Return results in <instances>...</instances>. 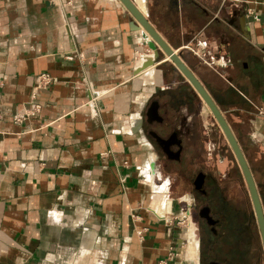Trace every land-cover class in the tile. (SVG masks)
Here are the masks:
<instances>
[{
  "label": "crops",
  "instance_id": "crops-1",
  "mask_svg": "<svg viewBox=\"0 0 264 264\" xmlns=\"http://www.w3.org/2000/svg\"><path fill=\"white\" fill-rule=\"evenodd\" d=\"M64 1L0 0V264H201L195 222L174 218L192 200L181 167L238 180L221 128L165 53L133 73L156 44L121 0ZM130 1L264 181V0Z\"/></svg>",
  "mask_w": 264,
  "mask_h": 264
},
{
  "label": "flooded vegetation",
  "instance_id": "flooded-vegetation-1",
  "mask_svg": "<svg viewBox=\"0 0 264 264\" xmlns=\"http://www.w3.org/2000/svg\"><path fill=\"white\" fill-rule=\"evenodd\" d=\"M158 106L163 112L162 117L164 118L161 119V121H165L166 123V126L161 128V130H164L166 133L167 130L171 128H166L168 127V123H170L168 119L167 105L164 101L162 103H158ZM156 134L161 137L167 135V133L162 135L161 132H156ZM153 135L155 138L156 135ZM177 138L179 139V143L177 142V145L182 148L184 145L182 135ZM177 138L170 137L169 141L172 140L176 143ZM155 140L158 141L157 138ZM167 141H158L157 143L155 142V144L165 150ZM177 145L174 144V147L177 148ZM190 173H192L190 177L191 179L189 176H186L184 181H186L185 185L192 197V213L190 216L196 224V236L198 237L200 243L201 264H229L232 261V257L228 250H224V247L219 244L222 235H225L227 232V221L219 215L222 211V207L220 206L216 193L219 192L220 195H222V193L216 189L218 187L216 176L206 172L204 166H198ZM199 173H204L202 178H200V176L197 177V174ZM226 181H231L230 176H228ZM223 226L224 231L221 229ZM251 263L252 262L248 261V264Z\"/></svg>",
  "mask_w": 264,
  "mask_h": 264
},
{
  "label": "rangeland",
  "instance_id": "rangeland-1",
  "mask_svg": "<svg viewBox=\"0 0 264 264\" xmlns=\"http://www.w3.org/2000/svg\"><path fill=\"white\" fill-rule=\"evenodd\" d=\"M201 114L203 115V119L207 121L212 120L210 112L203 110ZM181 168L184 175L190 173L188 171L190 170L189 166H183ZM216 173L218 175V173L221 172L217 171ZM238 175L239 179L235 181H222L220 179L222 178V174L220 177L217 176L219 179H217L218 187L216 189L222 193V195H220L219 192L216 193L220 206L222 207V211L219 215L227 221V232L225 235H222L219 244L224 247V250H228L231 255L232 261L229 264H248V261L252 262L251 264H264L261 242L247 188L241 173ZM175 182L174 188L178 189V184L182 182ZM185 188L187 189V187ZM260 198L262 200L261 196ZM263 202L264 201H262L264 210ZM189 212L191 215L192 205L189 206ZM190 219L194 222L191 216ZM221 229L224 231V226Z\"/></svg>",
  "mask_w": 264,
  "mask_h": 264
},
{
  "label": "water",
  "instance_id": "water-1",
  "mask_svg": "<svg viewBox=\"0 0 264 264\" xmlns=\"http://www.w3.org/2000/svg\"><path fill=\"white\" fill-rule=\"evenodd\" d=\"M121 2L125 5V7L136 17L138 22L144 29L148 32L150 37L155 42L156 46L153 45L152 42L148 41V45L151 48V53H140L139 58L140 62L135 64L133 67V73H137L138 71L142 70L146 66L152 64L154 61H157L160 59V55L162 53H165L169 59L176 65V67L181 71L183 75L189 80L191 85L194 87V89L197 91V93L200 95L202 100L208 105L212 115L214 116L216 122L218 123L219 127L221 128L234 156L237 161L238 167L241 171V174L244 179V183L247 188V192L249 195V199L252 206V211L254 215V219L256 222L259 239L261 242V248L263 251L264 256V214L262 210L261 201L257 192V188L255 185V182L253 180L252 174L249 170V167L242 155V152L239 149V146L231 133L229 127L227 126L224 118L216 108L215 104L207 94V92L204 90V88L200 85V83L197 81V79L193 76V74L185 67V65L182 63V61L179 59L178 55L175 54L159 37V35L149 26V24L144 20L141 13L138 11V9L135 7L134 4L130 0H121ZM133 25V24H132ZM134 28H137L138 25L134 24ZM149 55V56H148ZM152 58H149V57ZM200 174V173H199ZM197 174V177L200 176L202 178V174ZM196 177V178H197ZM192 221L190 219V225H192Z\"/></svg>",
  "mask_w": 264,
  "mask_h": 264
},
{
  "label": "built area",
  "instance_id": "built-area-1",
  "mask_svg": "<svg viewBox=\"0 0 264 264\" xmlns=\"http://www.w3.org/2000/svg\"><path fill=\"white\" fill-rule=\"evenodd\" d=\"M65 3L70 4V0H65ZM195 54L200 56V51L195 49ZM51 76L47 73H39L36 75L35 77V86L36 87H44L45 85H47L50 81H51ZM38 110V104L37 103H33L32 106L30 108H28V110L23 111L22 114L24 115H33L36 111ZM259 112H261L259 110ZM21 114V113H20ZM264 114V113H263ZM169 210V209H167ZM169 212V211H168ZM130 217L131 220L134 222L135 221V213L133 211L130 212ZM176 222L178 223L179 226L181 227H188L190 225V215H189V211L186 210H182L179 212V214L175 217ZM143 228H134V233L137 235V237L139 239L142 238V233H143ZM156 264H165V261L163 259H159Z\"/></svg>",
  "mask_w": 264,
  "mask_h": 264
},
{
  "label": "trees",
  "instance_id": "trees-1",
  "mask_svg": "<svg viewBox=\"0 0 264 264\" xmlns=\"http://www.w3.org/2000/svg\"><path fill=\"white\" fill-rule=\"evenodd\" d=\"M256 187L258 188V191L260 193V196L262 197V200L264 201V181H255Z\"/></svg>",
  "mask_w": 264,
  "mask_h": 264
},
{
  "label": "bare ground",
  "instance_id": "bare-ground-1",
  "mask_svg": "<svg viewBox=\"0 0 264 264\" xmlns=\"http://www.w3.org/2000/svg\"><path fill=\"white\" fill-rule=\"evenodd\" d=\"M137 8V7H136ZM138 9V8H137ZM139 10V9H138ZM165 57H168L167 55L165 56ZM160 203V202H159ZM158 204V203H157ZM191 227V226H190ZM189 230H190V228H189ZM190 232V231H189Z\"/></svg>",
  "mask_w": 264,
  "mask_h": 264
}]
</instances>
